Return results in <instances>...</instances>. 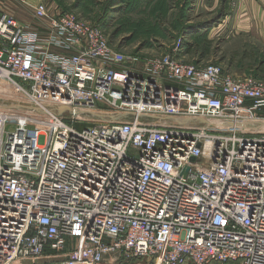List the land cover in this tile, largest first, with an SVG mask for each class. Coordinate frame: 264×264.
Listing matches in <instances>:
<instances>
[{"label":"built area","instance_id":"built-area-1","mask_svg":"<svg viewBox=\"0 0 264 264\" xmlns=\"http://www.w3.org/2000/svg\"><path fill=\"white\" fill-rule=\"evenodd\" d=\"M18 1L0 80L33 111L0 108V264H264V80Z\"/></svg>","mask_w":264,"mask_h":264},{"label":"rangeland","instance_id":"rangeland-1","mask_svg":"<svg viewBox=\"0 0 264 264\" xmlns=\"http://www.w3.org/2000/svg\"><path fill=\"white\" fill-rule=\"evenodd\" d=\"M22 1L30 5L44 3L49 13L79 16L98 26L113 48L140 61L175 54L187 63L221 64L227 72L257 75L264 80V26L255 22L250 25L261 17L249 6L251 0H233L234 6L229 0ZM240 1L248 4L245 11L237 8ZM0 10L14 18L17 15L23 24L33 21L25 4L18 0H0ZM16 99L27 104L13 86L0 80V108L15 110L11 106L21 105ZM91 122L81 120L77 127ZM40 264L49 263L42 260ZM130 264L148 262L134 260Z\"/></svg>","mask_w":264,"mask_h":264},{"label":"water","instance_id":"water-1","mask_svg":"<svg viewBox=\"0 0 264 264\" xmlns=\"http://www.w3.org/2000/svg\"><path fill=\"white\" fill-rule=\"evenodd\" d=\"M11 107L13 109H15V110H25V111L32 110V108L30 106L23 105V104H21V105H14V106H11ZM53 113L56 116H59V117H63V116H66V115H76V114H78V112L69 110L68 108H65V107H58V108H56L53 111ZM167 120H170V119L167 118ZM172 122L175 123L176 125L184 126V127L206 125V122L204 120H201V119H195V120H190V119H185V120L174 119V120H172Z\"/></svg>","mask_w":264,"mask_h":264},{"label":"crops","instance_id":"crops-1","mask_svg":"<svg viewBox=\"0 0 264 264\" xmlns=\"http://www.w3.org/2000/svg\"><path fill=\"white\" fill-rule=\"evenodd\" d=\"M233 0H229L230 3H232ZM230 3H228V5L230 6ZM232 5L234 6V3H232ZM236 6V5H235ZM249 6L251 7V9L254 11V12H259V15H261L260 18H257V19H253L252 20V23H250V25H253V22L254 25H261V26H264V0H251L250 3H249ZM248 7V4L247 3H243V2H239L238 5H237V8L240 9V11H245ZM261 12V13H260ZM263 17V18H262ZM17 21L18 18H17V15H16V18H15ZM20 22V21H19ZM237 34V32H236ZM16 101L18 102V99H16ZM21 102V103H20ZM20 102H18L19 104H25V102H22V100H20ZM28 105V104H26Z\"/></svg>","mask_w":264,"mask_h":264},{"label":"trees","instance_id":"trees-1","mask_svg":"<svg viewBox=\"0 0 264 264\" xmlns=\"http://www.w3.org/2000/svg\"><path fill=\"white\" fill-rule=\"evenodd\" d=\"M249 75H251V74H249ZM252 76L258 79V76L257 75H252Z\"/></svg>","mask_w":264,"mask_h":264},{"label":"bare ground","instance_id":"bare-ground-1","mask_svg":"<svg viewBox=\"0 0 264 264\" xmlns=\"http://www.w3.org/2000/svg\"><path fill=\"white\" fill-rule=\"evenodd\" d=\"M27 104H28V102H26ZM29 105V104H28ZM31 107V106H30ZM15 111H17V110H15ZM29 111H33V110H29ZM78 115H81L80 113L78 114Z\"/></svg>","mask_w":264,"mask_h":264}]
</instances>
